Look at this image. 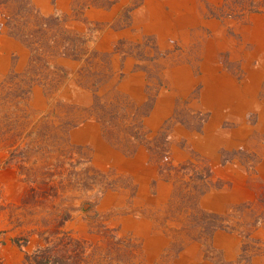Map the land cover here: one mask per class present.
<instances>
[{"label": "rangeland", "instance_id": "obj_1", "mask_svg": "<svg viewBox=\"0 0 264 264\" xmlns=\"http://www.w3.org/2000/svg\"><path fill=\"white\" fill-rule=\"evenodd\" d=\"M0 167L2 264H264V0H0Z\"/></svg>", "mask_w": 264, "mask_h": 264}, {"label": "trees", "instance_id": "obj_2", "mask_svg": "<svg viewBox=\"0 0 264 264\" xmlns=\"http://www.w3.org/2000/svg\"><path fill=\"white\" fill-rule=\"evenodd\" d=\"M21 87V84H18ZM62 130L67 134L68 131L77 125L74 119L67 117V120L63 121ZM29 148L16 147L12 149L10 156L4 160L2 168L18 167L19 174L23 175L27 170L26 159ZM84 164H88L85 168L91 170L93 175L91 180L86 179L84 181V186L87 188H94V185L98 182L97 174L100 175L99 171L95 169L90 160H86ZM0 167V168H1ZM24 180L28 183H33L30 185L29 190L23 195L22 203L24 205H29L34 207L35 204L41 203L46 199H55L58 197V189L56 185H52L50 181H29L27 178ZM101 188V187H100ZM98 189L96 196L101 192ZM52 192V193H51ZM70 213H64L61 219L66 221L70 219ZM215 228H221V225H215ZM215 228L213 230H215ZM44 234V232H43ZM46 236L43 237V244L39 245L32 252H26L25 263L26 264H81V251L82 243L80 240L72 237L69 233L65 231H52L51 233H45ZM60 234V235H59ZM21 248H25L28 243V238L14 240ZM2 264V263H0Z\"/></svg>", "mask_w": 264, "mask_h": 264}, {"label": "bare ground", "instance_id": "obj_3", "mask_svg": "<svg viewBox=\"0 0 264 264\" xmlns=\"http://www.w3.org/2000/svg\"><path fill=\"white\" fill-rule=\"evenodd\" d=\"M262 45V44H261ZM263 46V45H262ZM210 96V95H209ZM227 140V139H226Z\"/></svg>", "mask_w": 264, "mask_h": 264}]
</instances>
